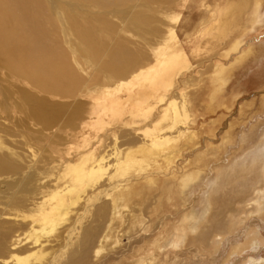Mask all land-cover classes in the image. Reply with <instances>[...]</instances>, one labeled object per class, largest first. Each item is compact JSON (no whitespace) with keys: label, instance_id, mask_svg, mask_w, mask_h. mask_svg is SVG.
<instances>
[{"label":"rangeland","instance_id":"1","mask_svg":"<svg viewBox=\"0 0 264 264\" xmlns=\"http://www.w3.org/2000/svg\"><path fill=\"white\" fill-rule=\"evenodd\" d=\"M144 1L151 7L129 0L122 14L126 24L101 7L73 6L69 0L30 5V21L40 18L55 34V45H44L52 53L62 50L81 81L102 73L100 67L109 64L107 50L117 45L147 55L150 62L143 69L161 58L164 48L157 45L163 37H168L166 52L188 58L168 97L177 103L185 100L189 117V124L179 125L188 131L167 144L171 150L180 148L173 161L155 158L153 149L132 152L120 171L109 172L81 195L67 221L38 232L41 246L31 244L34 237L28 232L38 229L35 221L48 207L51 193L75 184L66 173L71 162L87 151L95 156L110 154L115 147L126 152L134 147L131 140L146 138L140 129L153 123L157 111L145 122L126 113L91 128V108L102 101L98 86L88 95L41 93L20 73L26 74L20 63L0 54V158L11 166L0 172V221L6 222L4 229L19 230V248L44 254L23 264H136L138 257L142 264H264V0L256 19L250 21L252 6L244 9L234 19L239 27L221 40L204 33L219 8L239 0ZM52 4L63 23L56 18L51 24L56 15ZM135 13L147 23L130 21ZM109 22L115 29L102 26ZM3 48L7 54L12 44ZM26 94L60 109V115L53 113L51 122L42 123ZM189 174L196 179L183 188L181 179ZM13 199L24 201V208L11 209ZM191 214L197 220L185 223L183 230L179 225ZM179 230L182 243L173 248L169 242Z\"/></svg>","mask_w":264,"mask_h":264},{"label":"bare ground","instance_id":"2","mask_svg":"<svg viewBox=\"0 0 264 264\" xmlns=\"http://www.w3.org/2000/svg\"><path fill=\"white\" fill-rule=\"evenodd\" d=\"M69 1H72L73 6L76 3H82L85 5L89 4L101 7L113 17L116 15L121 16L124 24H126L127 18L126 16L124 18L122 14H124L128 8L129 0H96V2H91L90 0ZM142 1L143 8L151 7L146 1ZM35 3H39L38 0H0V54L6 55L10 59L20 63L24 69H26V74L23 72L20 73L30 84L39 88V92L51 95L54 92V95H68V97H71L72 95L78 94L88 95L91 91L94 92L95 87L98 86L100 93L102 94V101L99 105H95L91 108L89 118V122L93 123V127L91 128L95 129L104 119L110 123L111 120H119L120 117L126 113H129L132 117H136L140 122H145L153 116L154 110L157 111L153 123L149 127L140 129L142 131L141 134L146 138L131 140L135 150H133L134 147H132L133 149L129 148L126 152L120 153L119 149L115 147L112 153H103L98 156H95L93 151H87L80 154L78 159L71 162L66 173L68 174L70 172L71 176H74L72 178L70 176V178L71 180L73 179L72 181H74L75 184L72 183L60 191H51L52 193L49 196L50 200L48 202V207L45 209L43 208V210L40 211V217L37 220L35 219V225H37L38 229L32 227L28 232L30 238L34 237L32 242L30 241L31 244H38V246H41V242L38 240V232L52 231L56 226L62 224L60 223L61 221H67L66 217L72 206L78 201L81 202V195L86 193L88 188H95L94 186L100 182L103 176L108 175L109 172H114L115 174V172L120 171L118 169H122L124 165L127 164L129 155H131L132 152H137L139 154L145 151L149 152L153 149L157 150L155 158L159 157L164 160L173 161L174 153L178 152L180 148L177 146L178 148L176 147L171 150V148H168L167 144L178 141V137L184 135L186 131H188V129H185L186 127L182 128L179 125L189 124V117L187 106L184 105L185 100L177 103L176 100L173 101L172 96L169 99L168 97L170 89L175 86L174 78L183 69L188 67V58L183 53L176 54L175 52H166L164 41H166L168 37H163L157 45L158 47L161 46V48H164V50L160 49L162 52V55L160 56L161 58L156 62V59L154 60V57H151L153 59V64L149 65L146 69H143L150 62L147 55L139 56L137 55L138 53H132L125 45H117L113 47L112 50L108 49L106 52L105 59L109 64L104 66V68L100 67L102 73H109L108 76H101V71H98L100 73L93 79H90L87 82L81 81L77 73L73 71L74 69L68 64V59H66L68 56L66 57L62 50H58L57 53H52V51L50 52L48 47L44 45V42L47 41L54 46L55 40L53 37L55 34H53V31L46 28L40 18L32 19L30 21L28 17L29 8L31 4ZM169 5L172 6L173 4L169 3L168 6ZM250 6H252V9L250 10V21L256 19L258 17L260 0L231 1L227 7L219 8L217 10L214 14L215 22L207 28L206 33H203H214L215 36H219L218 40L224 39L231 33L232 29L239 27L236 23L234 24V19L241 17L240 15L242 14V11ZM104 7H109L110 9H105ZM132 7H134V5ZM50 9L56 13L54 16L55 19L51 18V24L56 22V18H59V21L63 23L61 13L55 8L54 4L51 5ZM35 10V8H32L31 13L34 14L36 12ZM140 10L142 9L140 8ZM135 14L138 16L133 17L130 21H137L136 23L138 25L147 23L145 18L141 19L138 13ZM102 26L115 29V26L112 25L111 22L104 23ZM102 26H99V31L102 30ZM32 27L35 28L34 31L31 30ZM45 29L51 34L46 33ZM115 31H113V33H115ZM170 32L171 31H169V33ZM6 43L12 44V48L7 54H4L3 47ZM232 48L236 49L237 45H233ZM44 52H46V55ZM17 58L22 59L17 60ZM102 79L104 80L103 83L100 82ZM122 90H124V92L121 95L120 92ZM26 99L29 102L30 108L35 109V112H32L33 115L35 118H38L39 121L41 120V122L50 121L51 117L49 118V116L53 115V113L59 114L57 113L58 108L55 109L45 100L35 99L27 94ZM163 102L166 103L163 107H160V109L159 106ZM78 108L76 111H78ZM135 131L139 134V130ZM145 157L146 156H142L140 160L145 159ZM111 158L112 160H110ZM77 160L78 162L80 161V165H77ZM9 166L3 163L0 158V172L11 169V166ZM258 169L260 170V168ZM262 171L264 173V167ZM195 174H189L181 179V185L183 188L196 179ZM20 189L21 188H19V190ZM258 190L260 191V189ZM35 204L33 207L37 208V204ZM42 204L43 203L38 206L42 207ZM9 206L11 209H22L24 208V201L13 199ZM19 216L21 215L18 214L17 217ZM195 217L194 214L189 215V217L186 220H183L179 226H182L184 230L185 223L192 220L196 221L197 219H195ZM4 224H6L5 221H0V260H3V263L23 264V262H27L25 260L28 257H35L36 260H40L43 257L44 254L42 252L38 253L32 249L29 250L27 249L28 247L19 248V230L16 231L13 226L12 228L9 227L4 229ZM219 227L221 229V226ZM215 229L216 227L214 230ZM210 230H213V228ZM177 233L178 235H174V237H172L173 240L169 242V245L173 248L179 247L182 243V233L180 230L177 231ZM39 249L38 251L41 250ZM20 253L28 254L20 255ZM139 259L140 257L135 261L136 264H142Z\"/></svg>","mask_w":264,"mask_h":264}]
</instances>
